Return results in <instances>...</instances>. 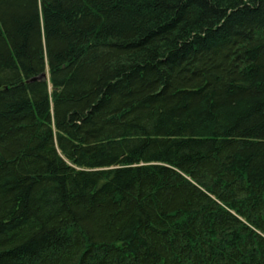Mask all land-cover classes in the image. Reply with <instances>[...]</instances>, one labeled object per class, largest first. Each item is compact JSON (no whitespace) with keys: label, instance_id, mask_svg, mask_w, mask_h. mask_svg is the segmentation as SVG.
Masks as SVG:
<instances>
[{"label":"trees","instance_id":"obj_1","mask_svg":"<svg viewBox=\"0 0 264 264\" xmlns=\"http://www.w3.org/2000/svg\"><path fill=\"white\" fill-rule=\"evenodd\" d=\"M0 264H264V0H0Z\"/></svg>","mask_w":264,"mask_h":264},{"label":"water","instance_id":"obj_2","mask_svg":"<svg viewBox=\"0 0 264 264\" xmlns=\"http://www.w3.org/2000/svg\"><path fill=\"white\" fill-rule=\"evenodd\" d=\"M46 77H47V75L46 74H43V75H41L40 77H38L36 79H45Z\"/></svg>","mask_w":264,"mask_h":264}]
</instances>
